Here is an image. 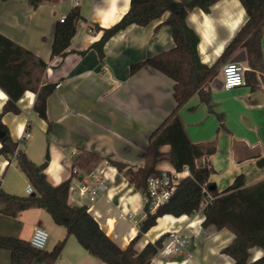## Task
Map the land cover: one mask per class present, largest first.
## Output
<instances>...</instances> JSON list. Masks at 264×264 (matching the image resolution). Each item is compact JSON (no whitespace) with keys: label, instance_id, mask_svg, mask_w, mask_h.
<instances>
[{"label":"crops","instance_id":"obj_1","mask_svg":"<svg viewBox=\"0 0 264 264\" xmlns=\"http://www.w3.org/2000/svg\"><path fill=\"white\" fill-rule=\"evenodd\" d=\"M76 7L82 21L68 55L52 59L55 26ZM130 8L131 0H49L37 8L30 0H0V34L44 60L48 65L45 81L56 86L48 100V119L53 124L50 134L48 122L34 110L36 94L31 91L25 92L18 102L21 113H7L2 122L11 139L18 143L19 154H26L38 165L48 164L45 173L53 186L71 179L74 168L78 173H74L72 180H80L92 172H107L108 190L104 196L90 203L70 193L68 203L88 206L102 230L122 249L138 236L139 224L145 219L143 193L128 181L125 172L144 167L151 134L177 107L172 78L148 66L134 75L130 69L175 47L170 26L164 24L169 11L148 27L132 25L119 31L106 42L103 60L92 48L103 37V29L118 24ZM246 22L241 0L218 1L209 13L200 9L191 11L188 23L200 37L202 64H215ZM262 49L264 55V38ZM223 68L224 65L204 88L212 100V110L197 93L178 112L193 143L215 148L216 152L201 163L211 166L209 182L216 185L219 193L233 185L240 174L245 176L247 186L264 180V168L257 164L264 158V84L254 92L248 86L228 91L222 82ZM7 99L0 89V112ZM27 132L30 136L26 139ZM160 151L164 155L156 168L175 169L170 162V147H162ZM113 162L126 168L120 172ZM248 166L251 174L245 173ZM15 176L23 183L28 182L16 156L0 155L2 189L22 197L31 195L27 193L30 184L22 192L10 188L9 181ZM188 176L190 172L184 171L181 178ZM49 217L42 208L25 210L17 217L0 213V237L30 241L34 229L47 224L53 239L51 247L45 250L51 251L66 229ZM204 220L202 210L191 217H160L135 249L141 252L149 242L177 231L188 237L186 248L174 256L159 252L153 264H234L223 250L234 241L235 235L214 225L205 228ZM75 239H68L56 264H104ZM263 256L264 249L254 248L250 251V262ZM0 264H11L10 252L1 248Z\"/></svg>","mask_w":264,"mask_h":264},{"label":"trees","instance_id":"obj_2","mask_svg":"<svg viewBox=\"0 0 264 264\" xmlns=\"http://www.w3.org/2000/svg\"><path fill=\"white\" fill-rule=\"evenodd\" d=\"M49 0H30L37 8ZM221 0H131L130 10L115 26L103 29V37L93 45V49L104 58V46L119 31L132 25L148 27L160 20L169 11L165 25L170 26L175 47L131 66V74H136L142 67L156 68L175 82L174 98L177 107L171 115L151 134L146 149L145 165L139 170L128 169L125 176L137 189H147V180L159 174L156 168L163 157L162 147H170V162L173 167L183 171L186 167L190 176L183 178L174 196L168 203L161 205L155 212L149 205L144 206L145 219L141 221L138 236L125 248H120L100 227L97 220L89 213L86 205L68 203L71 179L53 186L47 178V163H34L26 154H19L18 143L9 135L7 126L2 122L7 113L18 115L21 109L19 100L27 91L36 94L34 110L40 118L49 124L48 134L52 132V122L48 119V100L56 90L55 84L45 81L48 65L38 55L19 46L11 39L0 34V89L8 96L0 112V137L2 148L0 155L17 157L18 165L25 174L35 192L29 196L7 193L0 181V213L17 217L32 208L46 210L52 221L66 229V236L51 250H37L30 241L12 237H0V248L10 252L11 264H33L35 261L56 264L61 257L67 241L76 237L80 245L92 256L104 264H153L169 234L159 237L154 243L149 242L141 252L135 249L136 243L150 229L157 225L163 216L181 217L195 214L202 210L207 202V193L211 199L202 210L205 220L203 227L214 225L218 230H229L235 235L234 241L225 247L223 254L234 260V264H264V256L250 262V251L254 248L264 249V180L256 185L247 186L245 176L240 174L234 184L219 193L209 182L212 168L201 163L206 156L216 152L213 146H202L192 142L186 133L184 123L179 117V110L195 94L212 110V100L204 88L218 76L222 65L231 61L236 54L245 50L248 71L245 79L252 92L264 84V55L262 40L264 38V0H241L245 9L247 22L237 32L236 37L226 46L220 58L212 66L202 64L198 45L199 35L190 27L188 15L194 9L209 13L211 8ZM65 22L55 26L52 59L65 58L82 21L80 9L74 8ZM97 28V27H96ZM99 30V29H97ZM257 164L264 168V158ZM120 172L126 166L112 164ZM208 189V190H207Z\"/></svg>","mask_w":264,"mask_h":264},{"label":"built area","instance_id":"obj_3","mask_svg":"<svg viewBox=\"0 0 264 264\" xmlns=\"http://www.w3.org/2000/svg\"><path fill=\"white\" fill-rule=\"evenodd\" d=\"M64 20L65 17L59 19L61 23H64ZM247 70L248 68L245 66V63H232L230 61L225 63L222 80L224 88L231 91L248 86V82L245 79V72ZM57 87H60V85ZM29 136L30 133L27 132L25 138L27 139ZM73 170L74 173H78V170L75 168ZM184 171L188 172L189 169L186 167L183 171H178L176 168L171 171H160L157 176L150 177L146 183L147 189L142 191L144 206L149 205L151 211L155 212L159 206L168 203L174 196ZM107 177V172L101 170L84 175L80 180L74 179L71 183L70 193H76L81 198L88 200L90 203H94L107 193ZM27 188L28 194L35 192L32 186ZM205 192L207 193L208 202L211 196L206 190ZM207 202L203 203L202 210L207 206ZM49 238L48 232L44 228L36 227L31 236L30 243L35 249L42 250L45 249ZM188 243V237L184 234L177 231L171 232L159 251L165 256H174L181 253Z\"/></svg>","mask_w":264,"mask_h":264},{"label":"rangeland","instance_id":"obj_4","mask_svg":"<svg viewBox=\"0 0 264 264\" xmlns=\"http://www.w3.org/2000/svg\"><path fill=\"white\" fill-rule=\"evenodd\" d=\"M245 65H246V63H245ZM244 170H245V173L251 174V167L250 166H248ZM9 184H10V188L16 189L17 191L22 192L24 189H26V186L28 184H30V183H29V181L23 183V181L19 177H16L15 176L12 179H10ZM49 220L51 221V218L50 217H49ZM42 228H44L48 232V235L50 237L49 240H48V242H47V244H46V247H45V249H49L51 247V242H52V239H53L52 232H51V229L49 228V226H47V224H44L42 226ZM65 235H66V233H65ZM65 235H63V238H65ZM75 240L77 242V239H75Z\"/></svg>","mask_w":264,"mask_h":264},{"label":"water","instance_id":"obj_5","mask_svg":"<svg viewBox=\"0 0 264 264\" xmlns=\"http://www.w3.org/2000/svg\"><path fill=\"white\" fill-rule=\"evenodd\" d=\"M232 63H236V62H239V63H246L247 62V53L245 50L239 52L238 54H236V56L231 59ZM3 134L0 132V137H2ZM47 160L50 159V155L48 154L47 157H46ZM213 188L215 189L216 188V185L213 186Z\"/></svg>","mask_w":264,"mask_h":264},{"label":"bare ground","instance_id":"obj_6","mask_svg":"<svg viewBox=\"0 0 264 264\" xmlns=\"http://www.w3.org/2000/svg\"><path fill=\"white\" fill-rule=\"evenodd\" d=\"M92 32H93V31H92ZM189 169H190V167H189ZM178 171H179V170H178ZM190 171H191V170H190ZM207 190H208V189H207ZM159 227H160V226H159ZM159 227H158V229H159ZM158 229H157V230H158Z\"/></svg>","mask_w":264,"mask_h":264}]
</instances>
